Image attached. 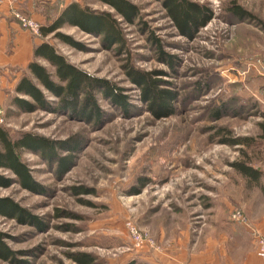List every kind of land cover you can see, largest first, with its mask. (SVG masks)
<instances>
[{
    "label": "rangeland",
    "instance_id": "1",
    "mask_svg": "<svg viewBox=\"0 0 264 264\" xmlns=\"http://www.w3.org/2000/svg\"><path fill=\"white\" fill-rule=\"evenodd\" d=\"M43 1L45 24L72 1L111 10L98 0ZM130 1L139 16L133 23L122 21L124 50L107 48L101 37L74 26L60 31L81 48L27 29L76 66L122 88L129 106L123 109L97 91L102 116L89 122L53 108L24 111L13 103L14 81L1 85V124L12 135L31 132L79 145L57 150L58 157H70L64 170L56 158L23 151L35 189L0 169L11 179L0 186V197L37 217L32 222L0 215L4 241L16 252L0 264H80L82 253L92 264H153L160 253L176 264H243L251 245L238 246L236 237L261 234L245 204L264 212V0H194L213 17L193 37L179 32L160 0ZM235 4L253 16L237 17ZM160 50L175 56L173 66ZM38 61L54 73L47 61ZM131 68L150 72L176 93L173 115L160 118L150 110ZM15 70L19 77L29 73L23 65ZM237 140L241 143L233 144ZM238 164L261 171V187ZM237 211L246 222L235 218Z\"/></svg>",
    "mask_w": 264,
    "mask_h": 264
},
{
    "label": "trees",
    "instance_id": "2",
    "mask_svg": "<svg viewBox=\"0 0 264 264\" xmlns=\"http://www.w3.org/2000/svg\"><path fill=\"white\" fill-rule=\"evenodd\" d=\"M98 1L109 6L113 11L95 10L89 6H83L77 1H72L55 18L46 24H41L40 33L42 37L45 38L53 34L64 43L81 48V43L60 31L61 28L68 25L101 37L107 48L116 45L119 50H124L127 39L122 21L133 23L139 16V7L130 0ZM160 1L175 27L187 37L196 35L213 17L211 9L194 0ZM231 10L239 18L253 16L239 4L233 5ZM261 25L264 30V22H261ZM156 42L161 47L158 38H156ZM160 54L166 64L174 65L175 56L162 50H160ZM34 57L35 59L27 67L29 73H24L15 86L17 95L13 98V103L20 109L34 111L37 108H53L56 112H65L91 122L102 116L96 98L97 91H101L105 97L121 108H128L129 103L122 88L107 79L97 78L76 66L64 54L60 53L51 42L42 40L36 45ZM39 58L54 67V73L40 63L37 60ZM129 74L131 79L141 88L144 100L157 117H169L175 113L173 102L176 93L174 91L162 88L159 80L153 78L150 72L131 68ZM45 91L54 95L57 100H50ZM19 95L28 96L32 100L21 98ZM70 142L53 141L31 132L12 135L0 123V169L12 171L22 186L35 189L38 184L31 175V168L22 157L23 151H32L51 160L56 158L60 165L59 168L64 170L69 164L70 157H58L57 150L59 148L75 150L79 145L77 140H73L74 143L72 144ZM240 143L238 140L233 142V144ZM237 166V169L250 179L258 180L261 176V171L249 165L238 164ZM10 184L11 179L0 173V186H9ZM0 215L37 222V217L27 213L10 197H0ZM15 254L16 252L4 241V233L0 231V258L10 260ZM79 256L76 259L78 263L92 264L90 255L82 253ZM127 264L140 263L132 260Z\"/></svg>",
    "mask_w": 264,
    "mask_h": 264
},
{
    "label": "crops",
    "instance_id": "3",
    "mask_svg": "<svg viewBox=\"0 0 264 264\" xmlns=\"http://www.w3.org/2000/svg\"><path fill=\"white\" fill-rule=\"evenodd\" d=\"M54 1L55 0H53V2ZM44 4L45 2L43 0H0V88L1 85H6L8 79L14 81L13 87L16 86L21 77L18 76L20 72L15 69L22 65L24 68L28 67V64L35 59V46L41 43V40L34 37L31 31L24 29L20 25L18 20L14 17V9L21 8L23 13L38 20L41 24H45L47 16H45L46 14L42 11V8H45ZM60 12H58V14ZM1 102L0 90V103ZM250 180L253 184L261 187L259 183L260 178L258 180ZM245 205L247 206L245 207L247 208L246 212L253 223V228L261 234H264V212H255L248 204ZM236 240L238 246L242 244H244V246L251 245L247 251L248 257L243 264H264V258L259 257L256 253L257 237H255V234L243 235L240 233L238 237H236ZM160 254L153 256V264H176L170 260L173 259L171 255L166 256ZM177 259L178 258H176V260Z\"/></svg>",
    "mask_w": 264,
    "mask_h": 264
},
{
    "label": "built area",
    "instance_id": "4",
    "mask_svg": "<svg viewBox=\"0 0 264 264\" xmlns=\"http://www.w3.org/2000/svg\"><path fill=\"white\" fill-rule=\"evenodd\" d=\"M14 17L19 21L20 25L23 28L29 29L35 33H40V29H41V23L29 16H26L22 10L19 9H14ZM4 122V108L2 107L1 103H0V123ZM235 218L239 221H243L246 222L247 219L244 216V214L241 211H237L234 214ZM130 226V231L131 233L136 237L138 242H143V239L141 237V234L139 233V231L131 224L129 223ZM257 248H256V253L259 257L264 258V234H259L257 236Z\"/></svg>",
    "mask_w": 264,
    "mask_h": 264
}]
</instances>
